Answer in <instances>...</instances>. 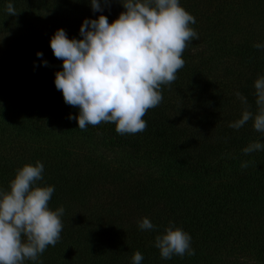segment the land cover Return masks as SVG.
<instances>
[{
    "label": "trees",
    "instance_id": "trees-1",
    "mask_svg": "<svg viewBox=\"0 0 264 264\" xmlns=\"http://www.w3.org/2000/svg\"><path fill=\"white\" fill-rule=\"evenodd\" d=\"M9 2L18 15L8 16ZM180 4L195 17L199 39L185 49L177 79L162 86L160 105L143 117L146 130L120 135L112 123L81 130L68 118L79 110L55 87L62 61L37 23L46 10L108 17L110 3L94 12L90 0H0V33L13 35L0 50V117L7 120L0 188L7 190L18 168L40 161L38 186H54L49 207L65 209L60 241L25 264H132L135 251L142 264H264V151L242 153L253 141L264 143V134L251 121L229 127L242 110L235 92L256 110L264 49L253 45L264 44V0ZM67 37L82 39L77 26ZM96 142L111 155L97 157ZM242 161L249 167L241 169ZM142 217L158 231H141ZM169 221L190 234L195 255L160 257L154 238Z\"/></svg>",
    "mask_w": 264,
    "mask_h": 264
},
{
    "label": "clouds",
    "instance_id": "clouds-1",
    "mask_svg": "<svg viewBox=\"0 0 264 264\" xmlns=\"http://www.w3.org/2000/svg\"><path fill=\"white\" fill-rule=\"evenodd\" d=\"M125 9L109 23L107 16L84 19L79 34L82 39H69L59 28L50 38L53 55L62 61L55 73L54 84L67 105L78 108V128L112 123L120 135L142 133L147 128L143 119L149 109L163 100L162 86H171L185 65V49L198 33L191 27L195 17L180 0H119ZM110 0H90L94 12L102 10ZM8 16L18 15L12 2L7 3ZM264 49V44H254ZM42 57L41 52L36 53ZM47 66V61H43ZM240 116L229 124L235 130L249 121L255 131L264 134V76L254 81L256 110H252L240 92ZM264 151V143L253 141L242 149L248 156ZM241 162V169L249 167ZM44 165L37 161L18 168L7 190L0 188V264L36 262L49 246H55L63 231L61 206L51 210L49 202L55 192L42 182ZM141 231H158L148 217L137 224ZM192 238L181 227L169 221L154 238V247L164 260L173 256L195 255ZM132 264H142L144 256L135 251Z\"/></svg>",
    "mask_w": 264,
    "mask_h": 264
},
{
    "label": "rangeland",
    "instance_id": "rangeland-1",
    "mask_svg": "<svg viewBox=\"0 0 264 264\" xmlns=\"http://www.w3.org/2000/svg\"><path fill=\"white\" fill-rule=\"evenodd\" d=\"M109 5V15H108V21L109 23L113 22L115 19L118 18L119 14L124 11L125 9L123 8L122 4L119 2V0H111ZM69 15V16H68ZM74 16L71 14H55L54 11L51 10H46L43 13L38 15V26L40 28V34H43L47 36L48 38H51L52 35L55 33V31L59 28H62L65 30L66 34L70 33L71 30L78 27L80 28L82 22L84 19H73ZM73 19V20H72ZM86 19V18H85ZM76 22H79L81 24H76ZM13 35L12 33H6L5 35L3 33H0V50L6 48L11 42L13 41ZM4 122H7L6 119H2L0 117V130L3 125H5ZM189 124L192 126L193 125V120H188ZM57 143H64L61 138H56L55 139ZM263 143L262 141H259ZM97 148L95 149V155L97 157L104 158L105 154L106 156H110L111 153H105L104 148L100 147V145L96 142L95 144L92 143V146ZM55 146V145H54ZM81 147L76 148V150H79ZM72 203H75L77 206L79 204L78 200H72Z\"/></svg>",
    "mask_w": 264,
    "mask_h": 264
}]
</instances>
